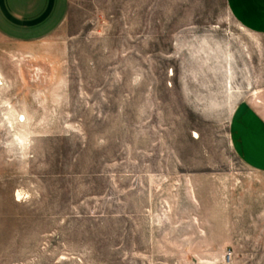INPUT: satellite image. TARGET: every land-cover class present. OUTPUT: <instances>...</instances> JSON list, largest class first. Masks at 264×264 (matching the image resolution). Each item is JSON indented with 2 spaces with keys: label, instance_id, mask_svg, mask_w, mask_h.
<instances>
[{
  "label": "rangeland",
  "instance_id": "374dc122",
  "mask_svg": "<svg viewBox=\"0 0 264 264\" xmlns=\"http://www.w3.org/2000/svg\"><path fill=\"white\" fill-rule=\"evenodd\" d=\"M0 74V264H264V173L229 134L264 35L226 0H68L0 34Z\"/></svg>",
  "mask_w": 264,
  "mask_h": 264
},
{
  "label": "crops",
  "instance_id": "0c3cea01",
  "mask_svg": "<svg viewBox=\"0 0 264 264\" xmlns=\"http://www.w3.org/2000/svg\"><path fill=\"white\" fill-rule=\"evenodd\" d=\"M234 20L245 30L264 35V0H226ZM68 0H0V34L32 42L64 20ZM240 101L229 125L231 144L243 163L264 173V91Z\"/></svg>",
  "mask_w": 264,
  "mask_h": 264
},
{
  "label": "bare ground",
  "instance_id": "6f19581e",
  "mask_svg": "<svg viewBox=\"0 0 264 264\" xmlns=\"http://www.w3.org/2000/svg\"><path fill=\"white\" fill-rule=\"evenodd\" d=\"M2 85H3V80H2V77L0 74V86H2ZM6 120H7L9 127L11 129H13V122H17L19 124L20 122L24 121V117L18 115L15 120L10 119V118H8V119L6 118ZM14 137H15L17 142H19L20 144H23V137L22 136H19V134H15ZM17 196H20V194H17Z\"/></svg>",
  "mask_w": 264,
  "mask_h": 264
}]
</instances>
